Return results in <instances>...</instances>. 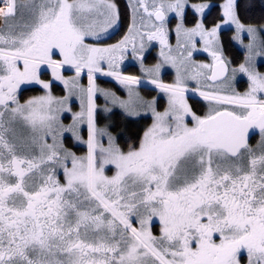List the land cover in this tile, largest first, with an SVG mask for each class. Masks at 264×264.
I'll return each mask as SVG.
<instances>
[{
    "label": "snow or ice",
    "instance_id": "obj_1",
    "mask_svg": "<svg viewBox=\"0 0 264 264\" xmlns=\"http://www.w3.org/2000/svg\"><path fill=\"white\" fill-rule=\"evenodd\" d=\"M186 3H160L151 11L140 3L160 22L144 35L159 41L164 62L177 72L175 83L165 84L160 64L150 70L141 65L147 83L168 96L167 109L158 112L154 102L145 104L139 95L141 78L119 71L127 36L106 48L85 42L99 40L116 25L112 0H0L6 28L0 29V264H241L245 254L248 264H264V151L256 155L248 144L251 129H258L264 141V97L257 96L264 93V75L251 67L249 44L247 61L238 69L250 82L247 93H199L241 111L195 115L185 99L183 61L163 51L168 47L166 14L182 18ZM207 7L193 5L201 16ZM221 8L223 20L211 29L201 21L190 29L177 25L178 36L188 42L199 36L205 43L214 63L201 66L211 75H197L213 82L227 72L222 53L213 47L221 27L233 25L236 40L245 32L253 41L256 37V29L240 21L236 0H225ZM65 66L75 71L71 79L61 74ZM42 67L68 95L57 100L49 93L20 104L16 93L22 85L50 89L41 79ZM85 69L87 89L79 88ZM97 72L124 86L127 99L99 89ZM97 92L129 116L140 115L142 108L151 111L153 123L138 148L125 153L114 137L96 128ZM72 95L80 99L81 111L65 127L59 114L71 111ZM85 121L88 151L77 157L59 138L70 132L80 140ZM18 124L30 130V137L19 134ZM98 135H108L107 148ZM107 165L114 166V175L105 174ZM57 168L63 169V183ZM153 218L161 225L158 237L151 231Z\"/></svg>",
    "mask_w": 264,
    "mask_h": 264
},
{
    "label": "rangeland",
    "instance_id": "obj_2",
    "mask_svg": "<svg viewBox=\"0 0 264 264\" xmlns=\"http://www.w3.org/2000/svg\"><path fill=\"white\" fill-rule=\"evenodd\" d=\"M19 2L26 3L27 0H19ZM112 2L114 3L113 0ZM143 2L148 7L149 11H151L154 5H158L160 3H164L165 5H167L169 3H175V0H143ZM126 3L129 9L130 22H129L128 30L123 37H121L118 40H113V41L108 40L117 31L118 20H119L118 19L116 25L114 27L109 28L108 31L104 33L99 40H94L91 37H88L86 38L85 42L96 47L106 48L111 45L119 44L120 41L124 40V38L127 36L129 38L127 43V50L123 53V59L119 61V71L124 76L140 77L141 86H136V87H137V91L139 92V95L143 98L145 104L154 102V106L156 110L158 112H164L166 110L165 102H164L165 97H163L164 95L162 94V92L159 93V97H157L158 94L152 97L149 91L143 89V88H148L150 90H153L152 89L153 87L150 86L151 84L147 83L148 75L145 73V71H142V67H141V65H143L144 69L150 70V69H154V67L157 64H160L161 65L160 77H159L160 80L165 84H174L176 81V75H177L176 69L173 68L170 63L164 62V58L161 56V46H159L160 49L152 50L153 52L152 58L148 59V55L151 53V51H150L149 43L147 42L145 43L146 35L144 34L154 32L155 31L154 25H158L160 22H156L153 16L152 17L148 16L144 8L140 6L141 0H126ZM224 3L225 0L219 3L221 14H222L221 6ZM205 4L208 5V7L205 9L203 16L198 15L194 10L193 5H205ZM0 6L3 5L0 4ZM211 6H212L211 2H191L187 0L182 18L177 17L175 12H170V11L167 12L166 18L164 20V28L167 35L170 37L171 42L169 43V47L164 48L163 51L168 55L176 57L178 63L180 61H183V64L181 65V73L184 76V83L187 87L186 92L197 91L200 93L201 91H204L209 93H217L221 95H228V94L242 95L243 92L247 93L249 91L250 82L248 80V77L245 74L239 72L238 69L241 64H244L247 61V58L249 56V48H248L249 44L253 45L251 52L252 60L250 62L251 67H253L256 72L264 75V51H263V42H262L264 24L259 26L250 25L256 29V37L254 41L252 40V38H250L247 35L246 32L241 34L240 40L233 39V42L236 45V47L244 53V59L241 63H239V65L231 64L229 66V72L225 80L213 84L206 78V76L197 75V72H204L207 75H210V71H211L210 68H202L201 66L202 65L212 66L214 63L213 57L209 54L208 51L204 50L205 43L201 40L199 36L195 37L193 42H188L186 41L183 35L178 36L177 34V25L181 23H183L184 28L190 29L195 27L197 21L203 22V18ZM187 11H190L196 15V23L193 26H187L185 24V15ZM222 20H223V16H222ZM222 20L218 23H221ZM2 24L5 25L4 21L0 19L1 27ZM211 28L212 27L208 29ZM228 29H232L234 31L233 33V37H234L235 27L233 25H223L219 30V33L223 30H228ZM192 43L195 44V48L192 47ZM141 44L144 45L143 49H141ZM133 45H135V52L133 49ZM181 45H183V47ZM213 47L221 53L220 40ZM189 51H191L192 53L191 57L188 56ZM181 53H183V56H181ZM257 53H260V55H257ZM102 68L104 69V71H107L108 64L103 63ZM61 74L65 77V79H71L76 75L75 71L68 66H65L61 70ZM42 75H41V79L44 80L45 82L50 83V89L45 90L36 84L35 86L40 88L41 92L28 98L22 104H26V102L31 99L45 96L48 95L49 93L51 94L52 97H54L57 100L68 95V90L65 89L63 83H61L59 80H54L52 78L51 71L48 70L46 67L43 68ZM165 76L168 79H164ZM95 77H96V84L99 89H103L106 92L113 93L115 94V96L119 97L120 99H127L128 96L127 89L121 84H119L115 79H113L110 76L102 75L99 72L95 74ZM55 87H56V91H53V88ZM87 87H88V75H87V69H85L79 77V88L87 89ZM226 88L230 89L229 92L226 91ZM76 91L78 92V89ZM261 95H264V93H257V96H261ZM94 99L96 102V113H95L96 128L98 130H105L112 137H114L116 144L125 153L130 148H138L140 141L143 138L144 132L149 127H151L153 123L151 111L142 108L140 110V115L129 116L124 112L123 109L119 107L118 104H113L110 99H106L105 96L100 92H97ZM69 104H71V108H70L71 112L69 118H67V116H63L61 118L60 115V120L64 125L68 122L72 123L73 114L81 111V101L80 99L77 98V95H72L69 98L68 107L70 106ZM86 104L87 101L85 98V107ZM9 115L10 114L7 115L8 117L6 121L8 120ZM114 116H118L120 122L124 121L126 123L135 119H137L136 123H138L139 119L141 118L147 119L146 123H144L145 127L142 136L136 146L129 147L127 150L122 149V146L117 142V139L115 137L116 133L112 131V127H113L112 122L114 120ZM17 128L19 134L25 137H30L31 132L29 129L23 128L19 124L17 125ZM79 135L81 137L80 140H77L75 137H73L71 133H69V137L65 138V136L63 135L59 139L63 143L64 149H66L69 152H72L77 157H85L88 151L87 143H86L88 139V126L86 121L79 126ZM97 139L103 147L105 148L108 147V135H98ZM63 140L65 142H63ZM48 143H52L51 137L48 138ZM252 151L256 155H260L261 152L264 151V141H262V138L260 141V146H256L255 149L252 148ZM68 166L69 167L71 166L70 161L68 162ZM57 173H60V175L57 177L60 180V182H64L63 169L57 168ZM105 174L108 176L114 175L115 174L114 166L107 165L105 167ZM133 220H135V217H133ZM136 226L139 227L138 224ZM241 264H248L246 254L243 257Z\"/></svg>",
    "mask_w": 264,
    "mask_h": 264
},
{
    "label": "trees",
    "instance_id": "obj_3",
    "mask_svg": "<svg viewBox=\"0 0 264 264\" xmlns=\"http://www.w3.org/2000/svg\"><path fill=\"white\" fill-rule=\"evenodd\" d=\"M118 11V16L121 22L120 32H124L126 26L129 23V9L126 3V0H113ZM191 2H211L212 6L206 13L203 18L205 27L210 28L215 26L218 22L222 20V14L219 3L223 0H189ZM237 15L240 21L245 25H263L264 24V0H237L236 2ZM196 23V15L190 11L186 12L185 15V24L187 26H192ZM233 30H224L220 33V42L223 53L228 56L235 64L242 62L243 54L236 49L232 43ZM263 42V51H264V32L262 34ZM55 85V84H54ZM53 91H56V87L53 88ZM40 88H31L25 91L22 95V101L27 100L28 98L40 93ZM113 127L112 131L115 132V129L119 128L124 134L130 136L128 141H122V149L126 150L129 147H132V143L139 140L142 132V128L136 122L135 128H131V125L126 122L118 121V116H114L112 122ZM122 124V125H121Z\"/></svg>",
    "mask_w": 264,
    "mask_h": 264
},
{
    "label": "flooded vegetation",
    "instance_id": "obj_4",
    "mask_svg": "<svg viewBox=\"0 0 264 264\" xmlns=\"http://www.w3.org/2000/svg\"><path fill=\"white\" fill-rule=\"evenodd\" d=\"M153 18H154V16H153ZM118 19H119V16H118ZM129 22H130V16H129ZM193 26V25H192ZM128 27H129V23H128V25L126 26V28H125V30H124V32H120V28H121V22H120V19L118 20V28H117V31L108 39V40H118V39H120L121 37H123L125 34H126V32H127V30H128ZM0 29H4L3 28V26L1 27L0 26ZM229 30V29H228ZM224 31V30H223ZM222 32V31H221ZM220 32V33H221ZM220 33H219V40H220ZM233 33H234V31H233ZM167 40H168V47H169V43L171 42V39H170V37L167 35ZM149 43V45H150V51H151V53L148 55V59H150V58H152V50H154V49H160L159 48V46H161L160 45V43H159V41L158 40H148V37H147V35H146V38H145V43ZM232 43H233V45L236 47V45L234 44V42H233V35H232ZM220 45H221V42H220ZM167 47V48H168ZM236 49L237 50H239L237 47H236ZM240 51V50H239ZM242 54H243V59H244V53L242 52V51H240ZM221 53H222V58H223V60H224V62H225V64H226V66H227V75H228V72H229V66L232 64V65H239V63L238 64H235L234 62H233V60H231L228 56H226L224 53H223V51H222V47H221ZM243 61V60H242ZM241 63V62H240ZM20 67L22 68L23 67V65L21 64L20 65ZM43 68L44 67H42V69H41V75H42V71H43ZM210 75H211V71H210ZM227 75L225 76V78H223V79H221V80H218V81H216V82H212L211 80H209L211 83H213V84H215V83H219V82H221V81H223V80H225L226 79V77H227ZM43 76V75H42ZM164 79H168L166 76L164 77ZM36 84H26V85H22L21 87H20V89H18V91H17V93H16V96H17V100L19 101V103L20 104H22L24 101H22V95H23V93L25 92V91H27V90H29V89H31V88H35L36 86H35ZM139 86H141V85H139ZM151 87H153L152 89L153 90H150V89H148V88H143V89H146V91H149L150 92V94L152 95V97H154V96H156L157 94V97H159V93H160V91L158 90V89H156L154 86H152V85H150ZM144 87V86H143ZM38 88V87H37ZM229 88L227 89L226 88V91L227 92H229ZM162 94L164 95L163 97H165L164 98V102H165V109H167V107H168V96L165 94V93H163L162 92ZM188 94V95H187ZM245 94V92H243V94L242 95H244ZM229 95V94H228ZM258 97H264V95H261V96H258ZM185 99L187 100V102H188V104H189V107L191 108V110H192V112L195 114V115H197V116H199V117H201V118H203V117H205V116H207L210 112H212L214 109H220V110H224V109H229V110H234V111H237V112H239V111H241V109H239V108H235V106H233V105H220V104H217L214 100H204L201 96H200V94H199V92H185ZM149 102V101H148ZM70 106H69V108H71V104H69ZM164 109V110H165ZM70 112L71 111H67V112H62V113H60L59 115H61V118L63 117V116H67V118H69V115H70ZM8 115V113H5V117H4V119L6 120L7 119V116ZM136 120L137 119H135V120H132V121H129V122H127L128 124L130 123V124H133L134 122H136ZM118 121H119V119H118ZM146 121H147V119L146 118H141V119H139V122L137 123L138 124V127L140 126L141 128H142V132L141 133H143V131H144V127H145V125H144V123H146ZM185 123H187L189 126H193V121H192V119H191V116H187L186 118H185ZM69 124H71L70 122H68V123H66L64 126L66 127L67 125H69ZM122 125V124H121ZM135 124H133V125H131V128H135V126H134ZM116 127V129H115V137H116V139H117V142L121 145L122 144V141H128V139H131V138H129L130 136H127L126 134H124L121 130H119V128H117V126H115ZM69 133L70 132H66V133H64V136H65V138L66 137H69ZM141 136H142V134H141ZM141 136H140V138H141ZM140 138H139V140H140ZM138 140V141H139ZM138 141H136V142H133L132 143V146L134 147V146H136L137 144H138ZM260 141H261V135H260V132H258V133H256V135L249 141V147L252 149V148H254L255 149V147L256 146H260ZM63 142H65L64 140H63ZM128 149V148H127ZM126 149V150H127ZM56 175H57V177L60 175V173H57L56 172ZM62 176V175H61ZM61 183H63V182H61ZM160 227H161V225H160V222H159V219L158 218H153V221H152V224H151V231H152V233H153V235L154 236H159L160 235ZM216 239H217V242H218V237H216Z\"/></svg>",
    "mask_w": 264,
    "mask_h": 264
},
{
    "label": "water",
    "instance_id": "obj_5",
    "mask_svg": "<svg viewBox=\"0 0 264 264\" xmlns=\"http://www.w3.org/2000/svg\"><path fill=\"white\" fill-rule=\"evenodd\" d=\"M154 20H155L156 22H159V21L156 20L155 17H154ZM226 75H227V72L224 73V75H223L219 80L225 78ZM217 81H218V80H217ZM212 82H213V81H212ZM215 82H216V81H215ZM258 132H259L258 129H251V130L249 131V135H248V143H249V141H250V140L256 135V133H258Z\"/></svg>",
    "mask_w": 264,
    "mask_h": 264
},
{
    "label": "crops",
    "instance_id": "obj_6",
    "mask_svg": "<svg viewBox=\"0 0 264 264\" xmlns=\"http://www.w3.org/2000/svg\"><path fill=\"white\" fill-rule=\"evenodd\" d=\"M2 26H3V28L6 30L5 25L2 24Z\"/></svg>",
    "mask_w": 264,
    "mask_h": 264
}]
</instances>
